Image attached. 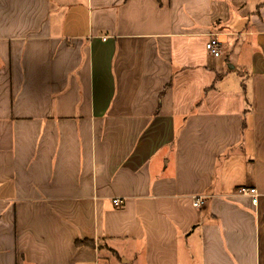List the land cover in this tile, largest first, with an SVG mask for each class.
<instances>
[{
	"label": "crops",
	"instance_id": "obj_1",
	"mask_svg": "<svg viewBox=\"0 0 264 264\" xmlns=\"http://www.w3.org/2000/svg\"><path fill=\"white\" fill-rule=\"evenodd\" d=\"M116 260L264 264V0H0V264Z\"/></svg>",
	"mask_w": 264,
	"mask_h": 264
},
{
	"label": "built area",
	"instance_id": "obj_2",
	"mask_svg": "<svg viewBox=\"0 0 264 264\" xmlns=\"http://www.w3.org/2000/svg\"><path fill=\"white\" fill-rule=\"evenodd\" d=\"M205 49L206 51L214 58H218L220 56V51H219V42L216 38H211L209 39L206 44H205ZM236 193L240 195H246L251 198V202L253 205L257 204V198H258V192L256 188L253 187H240L236 189ZM115 206H118L122 203L121 200L115 199L113 201ZM200 202L199 200H196L194 203L195 207H199Z\"/></svg>",
	"mask_w": 264,
	"mask_h": 264
},
{
	"label": "trees",
	"instance_id": "obj_3",
	"mask_svg": "<svg viewBox=\"0 0 264 264\" xmlns=\"http://www.w3.org/2000/svg\"><path fill=\"white\" fill-rule=\"evenodd\" d=\"M76 247H89L94 248L95 247V241L92 239H78L75 241Z\"/></svg>",
	"mask_w": 264,
	"mask_h": 264
},
{
	"label": "rangeland",
	"instance_id": "obj_4",
	"mask_svg": "<svg viewBox=\"0 0 264 264\" xmlns=\"http://www.w3.org/2000/svg\"><path fill=\"white\" fill-rule=\"evenodd\" d=\"M96 244V243H95ZM103 247L102 245H99V248ZM105 254V253H104ZM119 260H116L115 262H112L111 264H118ZM121 262H123V259H121Z\"/></svg>",
	"mask_w": 264,
	"mask_h": 264
}]
</instances>
